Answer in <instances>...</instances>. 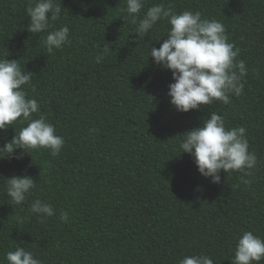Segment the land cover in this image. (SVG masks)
Instances as JSON below:
<instances>
[{"label":"trees","instance_id":"16d2710c","mask_svg":"<svg viewBox=\"0 0 264 264\" xmlns=\"http://www.w3.org/2000/svg\"><path fill=\"white\" fill-rule=\"evenodd\" d=\"M34 3L0 0V59L33 73L24 88L40 106L33 118L43 115L65 143L55 156L38 149L0 159V264L17 247L42 264H179L197 254L231 264L243 231L264 238V0H145L141 17L162 3L219 21L247 67L240 96L187 113L167 97L171 72L149 56L167 36L166 20L138 40L126 0H55L60 18L32 34L27 8ZM62 26L69 42L48 52L43 39ZM211 112L226 128L246 129L257 157L245 177L251 184L242 183L240 172H221V182L212 183L181 152L185 132ZM25 126L15 122L0 132V146ZM25 174L36 185L23 205H14L6 178ZM36 199L56 214L30 213Z\"/></svg>","mask_w":264,"mask_h":264},{"label":"clouds","instance_id":"9594fccd","mask_svg":"<svg viewBox=\"0 0 264 264\" xmlns=\"http://www.w3.org/2000/svg\"><path fill=\"white\" fill-rule=\"evenodd\" d=\"M145 8V0H126L124 11L135 25L138 40L153 29L160 21H167L169 29L159 48L152 47L149 56L153 62L171 72L174 82L168 85L167 97L177 112L187 113L215 101L230 103V95L240 96L247 75L243 60H237L239 49L229 42L225 27L219 21L202 18L201 13L184 10L176 13L171 6L162 3ZM61 4L55 0H35L27 8L32 34L47 31L51 22L60 18ZM69 42V28L62 26L49 31L43 39L48 52L60 49ZM159 42V41H158ZM109 48L105 46L103 53ZM100 57H97L99 62ZM33 73L22 70L17 60L0 59V132H6L15 122L26 124L11 140L0 146V159L6 157L22 159L34 150H49L58 155L64 146V138L56 133L55 126L47 122L40 112L35 98H28L24 88L31 84ZM94 131V130H90ZM179 143L182 153L189 154L199 174L210 178L212 183L221 182L220 173H242V183L251 184L250 179L257 165V157L249 152L246 129L226 128L223 117L211 112L210 117L185 132ZM20 152L17 154L16 150ZM31 156V155H30ZM36 182L30 175H13L6 178L5 192L14 205H23ZM30 213L41 219L54 216L51 204L36 199L29 205ZM62 222L68 221V213H60ZM8 264H42L31 251L17 247L5 256ZM231 264H262L264 262V238L251 231H243L234 248ZM179 264H214L213 259L204 254L186 256Z\"/></svg>","mask_w":264,"mask_h":264}]
</instances>
